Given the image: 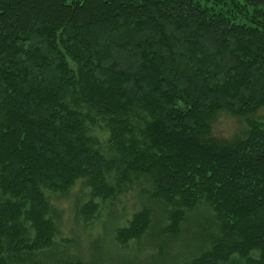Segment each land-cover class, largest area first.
Returning a JSON list of instances; mask_svg holds the SVG:
<instances>
[{
  "label": "trees",
  "instance_id": "16d2710c",
  "mask_svg": "<svg viewBox=\"0 0 264 264\" xmlns=\"http://www.w3.org/2000/svg\"><path fill=\"white\" fill-rule=\"evenodd\" d=\"M262 109L264 0H0V264L53 245L45 192L84 181L88 220L115 168L119 184L151 181L172 237L209 205L218 232L189 264H264ZM220 113L246 120L245 137L213 139ZM149 226L142 210L115 240Z\"/></svg>",
  "mask_w": 264,
  "mask_h": 264
},
{
  "label": "rangeland",
  "instance_id": "374dc122",
  "mask_svg": "<svg viewBox=\"0 0 264 264\" xmlns=\"http://www.w3.org/2000/svg\"><path fill=\"white\" fill-rule=\"evenodd\" d=\"M253 118L264 123V109ZM87 127L103 156L112 160L115 155L108 146L109 132L105 124L96 118L95 124ZM247 131L246 120L225 113L218 114L211 126V136L218 141L233 142L244 138ZM118 180L115 168L107 175V182L115 191L113 198L93 199L98 208L88 220L80 214L91 200L90 189L84 181L76 182L63 195L45 192L50 204L48 218L56 228L53 245L32 256L12 257L11 264H189L209 246L211 235L217 234V222L205 202L186 212L175 237L164 233L173 208L150 197L151 181L131 177L130 182L119 184ZM142 210L150 213L148 231L138 240L119 245L115 240L117 230L128 227L133 216Z\"/></svg>",
  "mask_w": 264,
  "mask_h": 264
}]
</instances>
